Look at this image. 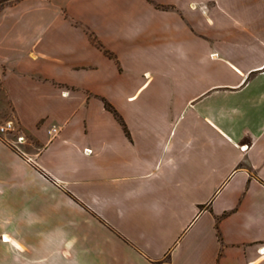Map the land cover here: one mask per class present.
Segmentation results:
<instances>
[{
	"label": "crops",
	"instance_id": "crops-1",
	"mask_svg": "<svg viewBox=\"0 0 264 264\" xmlns=\"http://www.w3.org/2000/svg\"><path fill=\"white\" fill-rule=\"evenodd\" d=\"M8 121L0 264H264V0L11 2Z\"/></svg>",
	"mask_w": 264,
	"mask_h": 264
},
{
	"label": "built area",
	"instance_id": "built-area-1",
	"mask_svg": "<svg viewBox=\"0 0 264 264\" xmlns=\"http://www.w3.org/2000/svg\"><path fill=\"white\" fill-rule=\"evenodd\" d=\"M15 130L14 124L10 121L5 122L4 124L0 125V134H5V133H9V132H13ZM55 131V130H53ZM21 138H19L20 140ZM243 149L245 148V146L242 147ZM259 253L261 255H264V247H262L259 250Z\"/></svg>",
	"mask_w": 264,
	"mask_h": 264
},
{
	"label": "trees",
	"instance_id": "trees-1",
	"mask_svg": "<svg viewBox=\"0 0 264 264\" xmlns=\"http://www.w3.org/2000/svg\"><path fill=\"white\" fill-rule=\"evenodd\" d=\"M12 1H18V0H0V10L1 8H3L5 5H7L8 3L12 2ZM104 107L106 110L114 113L115 116H117V113L115 112V110L111 107V105H109V103L105 100H102Z\"/></svg>",
	"mask_w": 264,
	"mask_h": 264
},
{
	"label": "rangeland",
	"instance_id": "rangeland-1",
	"mask_svg": "<svg viewBox=\"0 0 264 264\" xmlns=\"http://www.w3.org/2000/svg\"><path fill=\"white\" fill-rule=\"evenodd\" d=\"M12 2H14V1H12ZM11 3V2H10ZM9 4V3H8Z\"/></svg>",
	"mask_w": 264,
	"mask_h": 264
},
{
	"label": "snow or ice",
	"instance_id": "snow-or-ice-1",
	"mask_svg": "<svg viewBox=\"0 0 264 264\" xmlns=\"http://www.w3.org/2000/svg\"><path fill=\"white\" fill-rule=\"evenodd\" d=\"M6 239V238H5Z\"/></svg>",
	"mask_w": 264,
	"mask_h": 264
}]
</instances>
